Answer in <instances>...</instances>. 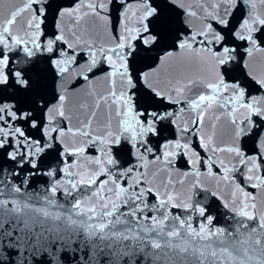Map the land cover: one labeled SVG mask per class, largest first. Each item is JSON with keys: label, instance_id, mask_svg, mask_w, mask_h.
<instances>
[{"label": "snow or ice", "instance_id": "1", "mask_svg": "<svg viewBox=\"0 0 264 264\" xmlns=\"http://www.w3.org/2000/svg\"><path fill=\"white\" fill-rule=\"evenodd\" d=\"M254 52L264 0H22L0 20V264H264Z\"/></svg>", "mask_w": 264, "mask_h": 264}, {"label": "water", "instance_id": "2", "mask_svg": "<svg viewBox=\"0 0 264 264\" xmlns=\"http://www.w3.org/2000/svg\"><path fill=\"white\" fill-rule=\"evenodd\" d=\"M49 2L50 3L51 2L59 3L61 5H68L72 2V0H49ZM21 4H22V0H0V20L5 18L12 10H15V8L21 6ZM113 17H114L113 23H115V12H113ZM68 23H70V21ZM48 28H49V25L46 22V24H45V34L46 35H50ZM237 43H240V42H237ZM246 55L247 54L243 52L242 48H238V62H241L242 58L246 57ZM249 62L252 64V67L256 71H264V52H254L252 57L249 59ZM97 85L100 89H103V87H104V83L102 80L97 81ZM49 86H52L51 82H49ZM249 91L252 92L253 95L259 94L258 91H252L251 89ZM229 132H230L229 126L225 123L224 119L222 118L220 123L217 125L218 142H220L221 139L226 141ZM174 133H175V129L172 128L171 126H169V128L163 132L162 136L153 137L152 139L155 141H159L160 143H163L165 140L173 139ZM193 147H197L195 138H193ZM197 151H200L202 156L204 155V153L201 149L197 148ZM89 152H92V150L89 149ZM0 163H4V159L2 156H0ZM12 163L13 162H11V161H7L8 165H11ZM45 167H47V165H45ZM176 167L181 169V170L186 171V170H188L189 165L187 164V162L184 158L180 157V158H177ZM25 169H27V165H25ZM201 171L203 172V166L202 165H201ZM175 178L176 177L174 176V179ZM46 179H47L46 177H33V180H35L37 182H43ZM192 179L193 178L191 176L187 177L186 184L189 181H191ZM201 180L205 183L208 182V178L203 176V175L201 176ZM177 187L179 188L180 186L177 185ZM203 196H204V193H200L199 195L194 196L193 202H195V200H202ZM208 203L215 205L212 214L216 215L217 220L214 221V223L223 222L222 217H223V213L226 210H224L222 207H219V201L211 200V201H208ZM173 211L175 212V211H180V210L173 209ZM195 219L196 218L194 217V223H195Z\"/></svg>", "mask_w": 264, "mask_h": 264}]
</instances>
